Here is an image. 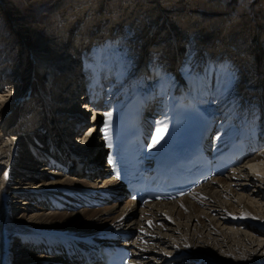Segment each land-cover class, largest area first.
<instances>
[{"label": "bare ground", "instance_id": "1", "mask_svg": "<svg viewBox=\"0 0 264 264\" xmlns=\"http://www.w3.org/2000/svg\"><path fill=\"white\" fill-rule=\"evenodd\" d=\"M60 14L58 16L61 17ZM146 19L152 18L147 16ZM163 20H166V15L161 16L159 23ZM140 21L137 20V24ZM129 22H124V25L117 22L121 28L124 26L123 37L117 36L104 44L102 40L96 42L97 48H90L89 52L86 50L90 47L87 42L81 44L78 50L72 46V37L80 25L72 27L63 41L55 34L52 42H58L54 46L52 44L49 51L43 52L40 59L26 54L27 67L24 74L18 76L23 84L18 92V95L24 94L21 100L12 94L13 91L10 94L0 91V264H85L87 260L96 258L95 250L99 245L115 243L133 250L130 264H264V127L252 128L245 118H238L235 123L234 119L218 117V106L224 104L221 102L236 94L229 78V74L232 76L234 73L216 67L201 71L195 69L194 62H188L177 72L180 81H176L172 75L162 73L159 68L160 53H155L158 49H154L151 61L146 67L144 63L143 71L139 69L143 67L140 63L138 69L141 71L122 70L115 74L119 77L117 85L113 84L114 75L108 80L112 84L104 85L100 80V65L97 63L93 70V62L90 64L88 57L92 51L97 60L103 55L110 57L113 53L120 60L125 59L128 30L136 24L134 22L129 26ZM166 22L168 25L171 23ZM98 24L100 27L101 24ZM195 29L194 39L197 41L203 34L204 38L212 39L213 31L205 32L206 29L201 27ZM153 33L156 37L158 32ZM151 34L146 38L138 35L137 38L144 44L152 39ZM241 35V31L237 32L232 40L236 41ZM173 40H170V49H177ZM66 45L70 55L63 52V49L67 50ZM84 47L88 87L102 104L94 111L85 130L75 127L76 122L86 120L87 105L84 104V113L76 108L78 102L74 104L77 98L82 100L75 93L80 77L74 56L79 55ZM190 47L193 49L195 45ZM64 60L67 64H63ZM111 65L119 67L118 62ZM149 69L153 71L150 76L142 79L135 77L136 73L146 75ZM59 72H66L61 79ZM253 72L254 80H248L247 75L252 72H245L241 91L246 96L251 94V99L256 93L258 99L264 98L262 74ZM56 75L61 82L60 89L72 97H65L60 92L52 97L51 83ZM138 81L139 87H133V82ZM157 81L161 82L160 92L152 88ZM194 84L200 88L202 84L204 89L216 92L222 100L217 107L209 98L204 104L207 120L202 135L205 148L217 154L237 142L243 145L246 160L226 175L211 179L179 199L141 206L127 198L120 182L111 175L108 164V148L122 112L131 103L133 93L143 96L141 91L148 89L145 101L151 105L148 112L144 108L145 113L140 120L151 132L148 152L155 157L172 133L177 103L187 99ZM246 85L253 90L259 89L244 92ZM36 87L42 95L47 93L53 100L59 98L62 104L46 102L43 96L39 100L41 108L38 115L42 119L40 117L37 122L38 126L31 130L24 128L18 132L19 136L13 137L15 127L20 124L16 123L19 115L30 113L27 107L22 106V100L32 95ZM129 88H133L131 93ZM152 101L156 103V113L151 112ZM54 104L58 111H54ZM59 107L68 117L66 121H71L69 141L64 136L62 139V130L55 123V120L58 122L55 112H61ZM45 121L54 126L50 127ZM51 128H54L57 137H61L59 143L64 148L51 141ZM98 139V150L92 155L96 149L92 142ZM70 146L77 152L74 153ZM93 156L97 159H90ZM12 198L15 204L10 208ZM7 236L9 242L6 241Z\"/></svg>", "mask_w": 264, "mask_h": 264}, {"label": "rangeland", "instance_id": "2", "mask_svg": "<svg viewBox=\"0 0 264 264\" xmlns=\"http://www.w3.org/2000/svg\"><path fill=\"white\" fill-rule=\"evenodd\" d=\"M60 12L62 19L58 16ZM164 15H166V20L159 23L161 16ZM147 16L152 19L147 20ZM137 17L138 21L141 20L138 22L141 28L138 27L137 20H135L136 24L128 30L129 36L125 59L120 60L116 53H113L110 57L103 55L101 59L97 60L93 52H90L88 60L90 64L93 62L91 64L93 70L97 67V63L100 65L101 78H99L104 85L112 84L108 81L111 75H114L113 82L115 83L113 84L117 85L119 77L115 74H119L122 70L144 69V63L146 62L145 67L149 65L150 56H152V50L154 49H158L155 53L164 54V56H158L161 63L159 68L163 71L162 73L172 75L176 81H180L177 72L188 62H194L195 69L198 68L201 71L213 67L223 68L224 71L230 70L232 74L234 73L232 76L229 74V78L236 89V93L238 90L241 91L245 72H252L251 74L248 73L250 74L247 75L248 80H254L255 74L253 71H258L260 76L262 74V80H264V0H229V3L227 0H0V65H2L0 70L4 73V75L3 73L0 74V91H4L6 94L13 91L12 94H16L18 100H21L24 94L18 95V92L23 84L18 76L23 75L27 67L26 54L29 55L30 53L32 57L40 59L43 52L49 51L52 44L54 46L58 42H52L55 34L56 38L60 36V41H63L71 33L72 27L77 28L80 25L72 37V46H76L75 48L78 50L81 44L84 45L89 40L91 43H87L91 44V50H93L98 46L95 42L100 43L102 40L104 44L117 36H122L124 26L121 28L120 24L130 21L128 23L130 26L132 23L134 24L133 20ZM166 21L171 23L168 25ZM98 22L101 24L100 27H98ZM117 22H120V24L118 25ZM200 27L203 30L206 29L205 32L213 31L212 39L204 38V34L198 41L194 39L196 38L194 37L196 33L194 30ZM156 28L159 30H156ZM153 31L158 32L155 34L156 37L153 35ZM240 31L242 35L236 41H233L235 34ZM149 34H151L152 39L147 40L144 44L137 38L138 35L146 38ZM170 40L176 41L177 49H170ZM195 41H197L196 44ZM191 44L195 45L193 49L190 47ZM65 47H67V50L63 49V52L70 55L68 46ZM237 58H240V60L237 61ZM62 62L67 64L66 60ZM115 62H118V69L111 65ZM140 63L143 64V67H139ZM65 73L59 72V78ZM58 76L51 83L53 88L52 97L54 93L62 91ZM37 85L39 84L37 83ZM160 85V81L154 83L153 90L157 89L156 91L160 92ZM97 86H99L98 83ZM38 88L34 89L32 95L23 98L22 106L27 107L30 113L19 115L20 119L16 123L20 124L15 127L13 137L19 136L18 132L25 130L24 128L31 130L32 127L38 126L37 122L40 117L42 119V116L38 115L42 92ZM262 88L264 90V84ZM250 95L246 96L243 92L240 96L237 95V98L230 105L220 108L218 116L224 115L226 120H230L227 117L236 119L237 115H254L257 110H264V102L262 103L260 99L255 100L256 109L255 106L254 109L248 108ZM64 96L67 97L68 95L65 94ZM55 99L52 103L62 104L59 98L58 100ZM77 102L79 104L76 108L80 112L84 111V104H81L79 99ZM56 107L57 105L54 104V111H58ZM59 109L62 112L60 107ZM61 112H55L56 117H58V122L55 120V123L62 130V139L64 136L65 140L69 141L71 121H66L68 117L65 116V112ZM92 117L93 115L89 120ZM44 118L46 116L43 117V120ZM263 118L262 116L250 117L249 122L253 128L260 129L264 127ZM89 120L85 121L83 130L89 126ZM24 122H26L25 125H23ZM46 124L42 125L48 127L49 124ZM53 129L49 130L51 133L50 139L54 141L56 146H60L59 140L61 137H57L58 135L53 132ZM98 143L99 139L94 143L92 142V146L95 147ZM97 150L96 146L92 155ZM94 157L90 159H97ZM82 174L83 172L80 173V175ZM14 204L15 199L12 198L10 208ZM6 241H10L8 236Z\"/></svg>", "mask_w": 264, "mask_h": 264}, {"label": "snow or ice", "instance_id": "3", "mask_svg": "<svg viewBox=\"0 0 264 264\" xmlns=\"http://www.w3.org/2000/svg\"><path fill=\"white\" fill-rule=\"evenodd\" d=\"M110 115V114H109Z\"/></svg>", "mask_w": 264, "mask_h": 264}]
</instances>
